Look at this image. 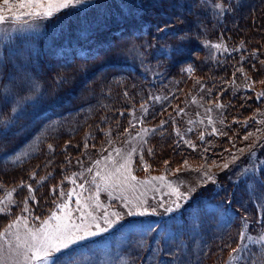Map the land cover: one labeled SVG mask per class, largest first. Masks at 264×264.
<instances>
[{
	"label": "rangeland",
	"instance_id": "1",
	"mask_svg": "<svg viewBox=\"0 0 264 264\" xmlns=\"http://www.w3.org/2000/svg\"><path fill=\"white\" fill-rule=\"evenodd\" d=\"M173 1L175 4L179 2L184 9L188 5H192L191 9L194 12L201 8L212 9V13H208V16H196L199 20L214 18V13L218 9L224 8L223 11L226 10V5H223L222 0H218L222 3V6L217 7L218 9L207 6L208 3L209 6H212L210 2L215 3L214 0ZM247 2L246 6H255L259 2L264 5L262 0H248ZM164 3L165 0H85L82 5L64 9L48 19H33L22 15L19 21H14L12 19L14 14L23 13L27 9L19 8L17 6L18 0H9V4L0 0V9H3L0 15L8 18L5 22L0 23V95L4 96L3 99L5 100L7 98L12 100L13 108L10 109L9 113H11V117L13 116L14 124L21 118L19 124L27 126L26 116L47 106L50 98H47V95L44 98L45 92L52 93L51 99L54 100L56 95L64 90L60 84L65 79L71 83L76 80L80 75L78 69L81 70L83 64L75 65L73 54L76 50L81 51L83 48L93 51L102 48L104 44L100 40L109 34L106 31L107 27L116 29L125 25L127 28L128 24L130 25V20H125V18L135 13L143 16L150 24H152L151 20L154 21L158 27L161 26V19L165 17V13L178 16L179 11L183 8L179 5L176 7L169 5L165 9ZM259 17V24L256 26L258 33H255L257 35L252 39L257 38L259 34L260 37H264V11L260 13ZM170 19L174 20L172 17ZM135 20L138 21V19ZM191 27L195 29L196 23H191ZM171 28L173 29L174 26ZM158 29L164 30L163 25ZM188 29L191 28L188 27ZM210 32H205L206 36L202 44L206 43L208 38V40L211 39L210 47L212 43L220 45L217 48L219 53H241L239 50L244 45L242 36H233V43L237 46L230 45V47L223 41L213 40ZM174 33L176 30H172V35ZM171 47L177 48L175 41H169L163 47H159L157 54L161 55L160 52ZM252 47L254 46L252 45ZM86 49L82 50L81 53L88 51ZM211 49L214 48L211 47ZM260 49L261 53L254 55L256 61L253 62L254 68L251 69L248 76L250 78L248 90L250 89L251 97L264 92V83H261L264 81V59L261 57L262 51L264 52V45ZM131 53H134L133 49L124 52L128 55ZM181 54L187 56L186 60H190L192 55L190 51ZM207 60L208 57L205 60L206 63ZM149 62L152 61L149 60ZM146 65V71H150L151 74H157L160 70L156 65ZM45 67L48 69L60 68V70L54 69L52 74L55 75L46 74L43 76L45 72L42 68L45 69ZM186 68L182 70H186ZM245 68L250 69L248 66ZM162 78L161 75L158 76V79ZM166 81L170 82V80ZM64 84L69 85L67 82ZM164 86L166 91L160 92L154 97L152 105L161 107L163 111V106H166V109L171 108L169 110L171 121H168L161 129L177 149L178 154L180 153L179 155L189 154L188 152L185 153L184 150H189L194 155L197 146L195 144H198L199 140L205 141L207 137L211 136V133H217L222 129L225 107L222 104L220 92L205 87L202 83L194 85L192 81L186 88L187 91L176 89V84L172 83ZM81 87L82 85L78 86V88ZM244 89L245 87L241 83L236 87L233 85L230 90L232 94H237ZM157 97L159 100L156 99ZM235 102L236 100L232 99V103ZM0 105H8V103L4 101ZM14 108L16 111H13ZM180 109L184 111L177 115ZM148 111L149 107H143L133 113L134 128L129 125L126 128L127 131L122 129L118 133H112L111 136L108 135L98 139V141H96L97 136H95L91 139L96 141L95 143H82L80 149L76 148L72 153L62 150L61 147L56 152L57 154L47 158L48 163L52 164L54 160H57L59 152L65 154L62 155L61 160L68 156L65 160L66 163L68 162L67 169H70L71 172L67 177L52 176L50 172H46L45 175L43 172H38L34 177L33 173H30L21 177V174L6 172L7 168L4 166L3 169L1 166L3 170L0 176L5 183L1 184L2 181L0 180V199H3L12 189L15 191L12 192L13 203L7 205V211L0 213V231H3L18 216L27 217L29 225L37 227L53 211H57V215H61L62 213L56 208V205L69 201L67 194L75 190V194L69 201V207L72 209L73 219L77 222H79L81 215L80 212L76 211L77 196H80L82 203L89 196L94 197L92 201H88L89 205L94 204L95 198L98 197L101 208L94 212L96 216H101L106 209L109 213H119L123 219L108 232L88 241H82L75 246L76 251L72 254V264H155L156 260L158 264H198L199 256L204 251L208 237L213 236L215 231L229 227L236 220L237 211L228 208L227 204L228 207H225L220 199L212 201L211 198L198 197V193L196 194V191L201 187L210 183L213 184L218 174L226 173L228 182H235V185L238 184L244 188L236 190V186L232 187V193L229 192V187L217 188H226V192L234 196V200L230 196V200L227 202L229 205L231 202V206L237 208L242 204L248 209L250 199L256 198L251 203L258 223H251L252 210L245 211L243 208H239L241 212L238 219L241 226L239 225L238 230H242V226L247 225L246 219L247 222H250L248 230L247 227L244 230L246 235L255 238L264 234V224H260V219L264 215V207H262L264 206V191L259 193L258 197L253 195L254 191L264 188V111L262 112L263 115H260L255 121V124L247 129V133H243L245 135L240 137L242 141L238 143L239 148L234 149L227 159L218 160L216 154L208 153L211 158L207 162L190 160L189 163H185L177 160L169 163L171 166L166 170L162 169L161 163L160 166H157V152L153 153V150L150 152V148L154 146L151 139H155L161 132L154 136L152 129L141 123V121H145ZM5 114H8V110L4 111L3 107H0V123L6 121L8 124V115L6 117ZM78 114L82 115L83 111H78ZM242 117L246 119L247 115L243 114ZM209 118H211L212 123H209ZM233 121L236 122L237 120L233 118ZM63 129L65 130V128ZM141 129H149L148 134L144 135ZM83 132L84 127L80 129V134ZM195 132L197 134L193 136L192 133ZM250 133L251 135H249ZM201 135H203V139H200ZM165 136L163 139L166 138ZM193 138L196 139L193 140ZM105 139L107 140L104 141ZM37 141L38 136L27 139L20 148L8 156V159L11 158L13 162L26 159L35 151ZM187 141H193L191 146ZM117 149L120 150V155H117ZM129 153H131V175L135 176L136 180L132 181L129 178L125 182L123 178L128 175L125 171L119 180L113 176L110 181V183L117 185L109 189L112 191L111 198L107 191L97 193L95 184L91 182L93 177L96 176V183L101 184L103 188L104 185L99 176L96 175L97 172L104 175L114 173L115 167L124 162L121 157L127 156ZM18 156L19 159H17ZM109 156H111V160L106 159ZM233 156H235V160H233ZM165 158L170 160L169 155H166ZM96 161H100L99 165L96 164ZM224 164H228V167L224 168ZM152 166L156 169H153ZM88 169H92V171L89 172ZM150 170L157 171V174L160 173L159 176L149 175L146 177L145 174ZM205 173L211 175L213 179L209 180ZM161 176L164 177L163 181L152 179ZM30 180L34 182H30ZM71 180H75V184ZM21 182H23V186H20ZM218 182H221V179ZM169 183L173 186H179L182 192L189 188H195V192L188 201L182 202V207L179 210L165 214L158 205L161 201L167 204L174 199L168 195L170 189L167 185ZM81 184L84 185L83 189L79 187ZM29 185L33 189L31 193L28 190ZM217 189L215 192L219 195ZM61 192L64 193L63 197ZM125 198L132 203L126 205ZM137 198L147 201L145 207H157L156 214L128 216L127 212L133 204L137 203ZM0 207H4V205H0ZM25 207L29 209L28 212L23 211ZM135 210L137 209H133V211ZM99 222L103 225L102 220ZM148 224L152 225L151 231L146 230ZM16 231H19L23 236V223L19 225L18 229H13V232ZM8 239H14V237H8ZM244 243L247 244V251L236 252L232 257L233 264H264V244L253 243L252 241H244ZM2 244L3 240H0V245ZM225 258L226 256L222 262Z\"/></svg>",
	"mask_w": 264,
	"mask_h": 264
},
{
	"label": "trees",
	"instance_id": "2",
	"mask_svg": "<svg viewBox=\"0 0 264 264\" xmlns=\"http://www.w3.org/2000/svg\"><path fill=\"white\" fill-rule=\"evenodd\" d=\"M222 1L223 5H226L225 11H223L224 8L218 9L217 5L222 6V3L214 0L215 3L210 2L212 6H209V3L207 6L218 9L214 13L215 17L209 20H199L196 16H208V13H212V9L201 8L194 12L191 9L192 5H188L184 9L179 2L175 4L173 0H165L163 4L165 9L169 5L172 7L179 5L183 8L179 11L178 16L164 14L165 17L161 19V26L163 25L164 29L162 31L158 29L161 26L156 27L157 24L152 20V24L148 23L143 16L137 13L125 18V20H130V25L128 24L127 28L125 25L116 29L107 27L106 31L109 34L100 40L104 44L102 48L95 51L83 48L82 50H88L83 54H81L82 50L75 51L73 54L75 65L83 64L81 70L78 69L80 75L73 83L64 78L65 80L60 84L64 90L58 93L54 100L51 99L52 93L45 92L44 98L46 95L47 98H50L47 106L28 114L26 116L27 126L19 124L21 118L14 124L13 116L11 117V113H9L10 109L13 108L12 100L8 98L5 100L3 99L4 96L0 95V104L4 101L8 103V105H0L4 111L8 110V114H5L6 117L8 115V124L6 121L0 123V173L5 166L6 172L21 174V177L38 172H43V175L50 172L52 176L67 177L71 172L70 169H67L68 162L66 163L65 160L68 156L61 160L62 155L65 154L59 152L57 160H54L52 164L48 163L47 158L57 154L56 152L61 147L62 150L72 153L76 148L80 149L82 143H95L98 139L126 129L130 125L129 121L133 123L132 115L139 108H142L141 105L149 107L146 119L142 123L150 129H155L154 136L161 132L155 139H151L154 146L150 148V152L152 150L153 153L157 152V166H160L161 163L162 169L166 170L171 166L169 163L177 160L188 163L190 160L207 162L211 158L208 153L216 154L218 160L227 159L234 149L239 148L238 143L242 141L240 137L245 135L243 133H247V129L255 124V121L260 115H263L262 112L264 111V96L258 94L251 97L250 89L248 90V81L250 80L248 76L251 69L254 68L253 62L256 61L254 55L261 53L260 48L264 45V41H262L264 37H260V34L257 38L252 39L257 35L255 33H258L256 26L259 24L260 13L264 11V5L259 2L255 6H246L248 0ZM263 2L264 0H262ZM168 15L174 18L175 22ZM193 22L197 25L195 29L191 27ZM172 26H174L173 29ZM167 27L169 28L166 29ZM142 28L143 30H141ZM172 30H176L173 35ZM205 32H210L213 40L223 41L226 45L234 47L237 44L233 43V36H242L244 45L239 50L241 53H219L217 48L211 49L209 46L211 39L208 40V38L207 42L202 44L206 36ZM169 41H175L177 48H166V51H162L160 52L161 55H158V48L163 47ZM128 49H133L134 53L124 54ZM188 51L192 54L190 60H186L187 56L181 54ZM261 55L264 59L263 51ZM207 57L209 66L205 61ZM149 60L152 62L150 63ZM146 64L156 65L160 70L157 74H151L150 71H146ZM50 66L52 67V65ZM245 66L250 67V69L247 70ZM185 67H187L186 69L190 67L191 71L182 70ZM54 69L60 70V68H42L45 72L43 76L46 74L55 75L52 74ZM239 69H243V72ZM159 75L163 78L158 79ZM166 80H170V82ZM191 81L194 85L202 83L205 87L220 92L219 95H221L222 104L225 107L223 123L219 132L211 133V136L207 137L205 141L199 140L198 144L194 143L195 146L197 145L194 155L189 150H184L185 153H189L188 155H179L180 153L178 154L177 149L161 129L168 121H171L169 115L171 108L166 109L167 107L163 106V111L161 107L152 105L154 97L160 92L166 91L164 85L176 84V89L187 91L186 88L189 87ZM64 82L69 85L66 86ZM241 83L245 89L237 94H232L231 87L233 85L236 87ZM81 85L82 87L78 88ZM232 99H235L236 102L232 103ZM80 110L83 111L82 115L78 114ZM243 114L247 115L246 119L242 117ZM233 118L237 121H233ZM83 127L84 132L80 134V129ZM192 134L196 136L197 132ZM34 136H38V141L36 149L31 155L15 162L11 158L8 159L12 152L20 148L27 139ZM95 136H97L96 141L91 140ZM164 136L165 139H163ZM206 141L208 142L204 145ZM49 145L52 146L51 149H49ZM166 155H169L170 160H166ZM165 161L168 163L165 164ZM146 165L148 164L146 163ZM152 168L156 169L153 166ZM159 174L157 171L150 170L145 176H159ZM226 178H228L226 173L218 174L213 184H207L196 191L198 197L211 198L212 201L220 199L225 207L229 206L228 208L237 211L236 220L229 227L215 231L213 236L208 237L204 251L199 256L198 264H210L212 262L219 264L224 256L226 258L220 264H233L232 257L236 252H232V249L237 247L241 231L238 230L239 225L241 226L238 219L241 212L239 208H243L245 211L252 210L251 223H258L251 203L256 198L250 199L248 209L242 204L240 207L233 208L231 202L230 205L227 203L230 196L231 199L234 197L230 194L232 187L236 186V190L244 188L241 185H235V182H228ZM220 179L221 182H218ZM0 180L2 181L1 184L5 183L1 176ZM30 182L33 183L34 181L30 180ZM59 185L61 187V184ZM221 187H229L230 193L226 192V188L217 189ZM215 189L219 195L216 194ZM263 191L264 188L256 190L253 195L258 197V194ZM245 222L248 230L250 222H247L246 219ZM260 224H264V215L260 219ZM155 264H158L157 260Z\"/></svg>",
	"mask_w": 264,
	"mask_h": 264
},
{
	"label": "snow or ice",
	"instance_id": "3",
	"mask_svg": "<svg viewBox=\"0 0 264 264\" xmlns=\"http://www.w3.org/2000/svg\"><path fill=\"white\" fill-rule=\"evenodd\" d=\"M4 3L9 4V0H4ZM83 3H85V0H18L17 6L21 9H27V11L14 14L12 19L14 21H19L22 15L33 19H48L64 9L76 7ZM217 6L219 7V5ZM9 7H11V5H9ZM2 11L3 9H0V12ZM6 19L8 18L4 15H0V23L5 22ZM211 47L219 48L220 45H211ZM186 70L191 71V68L189 67ZM239 71L243 72V69H239ZM261 83H264V81ZM260 95H264V92L260 93ZM156 99L159 100V97ZM193 102L195 103V100H193ZM141 107L143 108L144 106L141 105ZM217 107H220V105H217ZM13 111H16V109L14 108ZM183 111V109H180L177 112V115ZM209 123H212L211 118H209ZM129 124L131 127H135L132 121H129ZM125 131H127V129H125ZM151 131L154 132L155 129H152ZM213 131L215 132L216 130L214 129ZM141 132L144 135H147L149 129H141ZM137 135H140V133H137ZM249 135H251V133ZM200 139H203V135H201ZM245 139H247V137H245ZM187 143L191 146L190 141H187ZM51 148L52 146L49 145V149ZM133 151H135V149H133ZM116 152L117 155H120L119 149H117ZM121 158L124 162L120 163L118 167H115L114 173L104 175L97 172L96 175L99 176L103 183V188L101 187V184L96 183V176L93 177L91 182L95 184L97 193L100 191H107L111 198L112 191L109 189L114 188L117 185L110 183V181L113 176H115L116 180H119L125 171L128 174L123 178L125 182H127L129 178L132 181L136 180V177L131 175V153L127 154V156H122ZM17 159H19V156ZM106 159L111 160V156ZM233 160H235V156H233ZM99 163L100 161H96L97 165H99ZM113 163L115 164V162ZM167 163L168 162L165 161V164ZM227 167L228 164H224V168ZM88 171L91 172L92 169H88ZM32 175L34 177L35 173ZM205 175L208 176L209 180L213 179L211 175H208L207 173H205ZM152 179L163 181L164 177H153ZM71 182L75 184V180H71ZM20 186H23V182H21ZM167 186L170 189L168 195L174 197V199L167 204L164 201L159 202L158 207L162 208L165 214L179 210L182 207V202L188 201L195 192V188H189L187 191L182 192L180 191L179 186H173L171 183ZM79 187L83 189L84 185L81 184ZM28 190L29 193L33 191L30 185L28 186ZM14 191L15 189H12L3 199H0V205H4V207H0V213L7 211V205L13 203L12 192ZM74 194L75 190H72L67 194L69 201ZM61 196H64L63 192H61ZM93 199L94 197L89 196L82 203L80 196H77L76 211L81 213L79 222L72 217V209L69 207V201L56 205V208L62 213L61 215H57V211H53L47 218L43 219L37 227H31L27 217L18 216L16 220L7 225L3 231H0V240H3V244L0 245V264H72V254L76 251L75 246L79 245L82 241H88L93 237L108 232L123 219L119 213H109L106 209L101 216H96L94 212L99 210L101 205L98 202V197L95 198L96 202L94 204L89 205L88 201H92ZM125 200L126 205L132 203L127 198H125ZM25 203L27 204V201H25ZM146 204L147 201L139 200V198H137V203L132 205V208L129 209L127 215H155L157 207L148 208L145 207ZM133 209L137 210L133 211ZM23 211L28 212L29 209L25 207ZM100 220L103 221V225L99 222ZM21 223L24 225L23 236H21L19 231L13 232V229H18ZM246 227V224L242 226V230L239 233V242L237 243V247L232 249V252H246L247 244H245L244 241L264 244V234H260L255 238L251 235H246L243 230V228ZM146 230L151 231L152 225L148 224ZM8 237H14V239H8Z\"/></svg>",
	"mask_w": 264,
	"mask_h": 264
},
{
	"label": "bare ground",
	"instance_id": "4",
	"mask_svg": "<svg viewBox=\"0 0 264 264\" xmlns=\"http://www.w3.org/2000/svg\"><path fill=\"white\" fill-rule=\"evenodd\" d=\"M132 8H133V7H132ZM132 8H131V9H132ZM107 35H108V34H107ZM243 49H244V48H243ZM234 59H235V58H234ZM227 75H228V74H227ZM80 125H81V124H80Z\"/></svg>",
	"mask_w": 264,
	"mask_h": 264
}]
</instances>
